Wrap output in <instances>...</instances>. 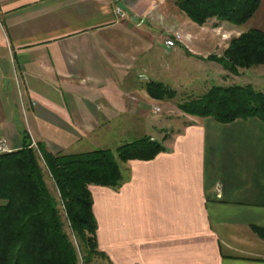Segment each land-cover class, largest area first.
Listing matches in <instances>:
<instances>
[{
    "label": "crops",
    "instance_id": "crops-1",
    "mask_svg": "<svg viewBox=\"0 0 264 264\" xmlns=\"http://www.w3.org/2000/svg\"><path fill=\"white\" fill-rule=\"evenodd\" d=\"M175 2L0 0V137L22 147L11 143L17 94L33 140L54 154L85 140L109 146L119 129L127 142L149 135L162 107L147 90L160 77L151 73L148 29L159 32L160 57L185 65L187 76L239 85L261 67L232 74L210 57L243 32L264 34V0L239 27L200 26ZM174 33L182 38L167 50ZM184 115L179 130L156 138L165 150L155 159L127 163L120 188L90 187L99 250L111 264H264V123Z\"/></svg>",
    "mask_w": 264,
    "mask_h": 264
},
{
    "label": "trees",
    "instance_id": "trees-1",
    "mask_svg": "<svg viewBox=\"0 0 264 264\" xmlns=\"http://www.w3.org/2000/svg\"><path fill=\"white\" fill-rule=\"evenodd\" d=\"M260 1L176 0L175 5L200 26L215 19L239 27L254 15ZM210 59L232 74L262 66L264 34L243 32L231 39L220 57ZM147 90L159 101L177 95L176 90L156 81H150ZM179 107L190 116L212 117L224 124L250 118L264 123V92L250 85H214ZM28 137V133L24 135L20 149L0 154V264H88L105 257L98 248L90 187L120 188L128 180L122 165L155 159L165 148L142 137L117 150L54 154L38 143L34 147Z\"/></svg>",
    "mask_w": 264,
    "mask_h": 264
},
{
    "label": "rangeland",
    "instance_id": "rangeland-1",
    "mask_svg": "<svg viewBox=\"0 0 264 264\" xmlns=\"http://www.w3.org/2000/svg\"><path fill=\"white\" fill-rule=\"evenodd\" d=\"M147 29H148V26H147ZM148 30L150 33V40H151L150 52L148 55L150 57L149 62H150V69L152 70L151 73H157L158 71L160 73L159 78L154 77V80L153 79L152 80L168 85L172 89L177 91V95L174 98L167 99L165 101L160 102L159 106L162 108L159 109L158 111L159 115L158 116L156 115L158 119H155V118L153 120L151 119L152 126L151 127L149 126V130H150L148 132L149 135L146 134V136H144V137H149L151 138V140L160 143L161 141H157L156 138H160V135L164 133V128H165V131H169V132L172 130L177 131L180 129L181 125H183L185 119L187 118L184 115L185 113L179 107L181 103L186 102L187 100H191L197 97L198 95H203L204 94L203 92L205 91V89H207V87L209 88V86L212 85L210 83H213V81H215L214 82L215 84H220V85H225V84L221 82L219 78H212L210 76L204 77L202 72H200L195 77L187 76L189 75L188 73L190 72L187 71L186 67H184L185 65L181 64V67H178L177 65H174L171 62L170 58H168L167 56L162 54L160 57L159 53H161V50L159 51L158 49H156L155 44H153L155 43L156 40L159 41V37H160L159 32L154 29H148ZM13 63L14 62L12 61L9 63L10 65L9 69H10V72L12 73L14 71ZM192 73L193 72L191 71V74ZM238 81L240 83L239 85H250L255 90L264 92V66L258 67L257 71H254V70L248 71L245 77L240 78ZM17 97H18L17 102H18L19 107L16 106V110L14 109L15 121H16L15 124H16L17 129L20 130V133L18 135L17 142H14L12 138L11 143L12 145L22 146L24 143L25 134L27 133L29 134L27 141L33 140V138L30 135L28 125H27V120L25 117L26 114L24 112L27 109V106L24 107V102L23 100H21L18 94H17ZM120 131L121 130L119 129V135H115L113 137V142L108 143L109 146L99 147L98 145L96 146V144L88 140H85L83 143L76 145L75 147L77 148L70 149V153H67V154H77V153H82L86 151H92L95 149H106L107 147L110 148L111 150H115L116 147L118 146H122L126 143H130V142H127L129 140H122L124 136L121 134ZM135 131L137 132L138 130L135 129ZM137 133L134 134L133 132H131L130 135L128 136L134 137L135 135V138H136ZM152 136L155 139H153ZM37 142L38 144L42 145L45 149H47L46 144L44 142H41L39 140ZM110 143H112L113 145ZM114 143L116 147H114ZM112 146L114 148H112ZM122 170L124 172V175L127 177V179H129L130 170H128L127 164L122 165ZM48 183H49V186L52 192L57 196V191L54 188L51 181L49 180V178H48ZM67 231L70 233V235L74 239L71 230L67 228ZM104 255L105 257L103 256L101 258L99 257L98 259L97 258L92 259V262L88 264H111L112 262L110 258L105 253Z\"/></svg>",
    "mask_w": 264,
    "mask_h": 264
},
{
    "label": "built area",
    "instance_id": "built-area-1",
    "mask_svg": "<svg viewBox=\"0 0 264 264\" xmlns=\"http://www.w3.org/2000/svg\"><path fill=\"white\" fill-rule=\"evenodd\" d=\"M118 13L123 17L125 16L124 13L121 12V10L118 11ZM182 36L179 33H174L172 36H169L165 40V47L167 50H172L176 47V41L180 40ZM144 76H142L143 78ZM159 111V108L156 109ZM33 146L37 148V144L35 141H33ZM8 140L5 137H0V154L9 153L12 152Z\"/></svg>",
    "mask_w": 264,
    "mask_h": 264
}]
</instances>
